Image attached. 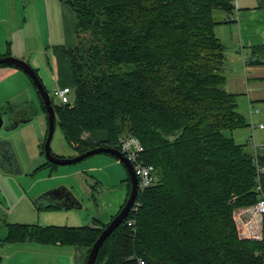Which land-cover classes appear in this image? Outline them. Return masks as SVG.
<instances>
[{"label":"trees","instance_id":"1","mask_svg":"<svg viewBox=\"0 0 264 264\" xmlns=\"http://www.w3.org/2000/svg\"><path fill=\"white\" fill-rule=\"evenodd\" d=\"M64 1L76 12L78 43L61 47L71 59L74 99L52 103L67 143L78 153L119 148L129 133L143 144V161L156 168L155 184L139 191L137 208L104 241L96 264H140V258L144 264H264V236L242 237L236 219L238 209L260 197L254 148L226 133L248 125L236 93L226 88V46L216 34L226 20L214 16L215 9L236 10L235 0ZM96 131L109 138L86 136ZM258 159L264 189V151ZM126 180L129 196V174ZM108 223L9 222L6 240L80 245L89 253Z\"/></svg>","mask_w":264,"mask_h":264},{"label":"rangeland","instance_id":"2","mask_svg":"<svg viewBox=\"0 0 264 264\" xmlns=\"http://www.w3.org/2000/svg\"><path fill=\"white\" fill-rule=\"evenodd\" d=\"M55 1L67 5L64 0ZM238 2L241 1L235 0L237 6H239ZM11 3L10 14L6 17L7 20L0 22L1 54L9 52L8 55L22 58L24 52L29 54L31 49L42 48V68L39 69L38 73L50 90L54 103L60 104L61 100L55 95L48 79H52V83L54 80L55 83V77L58 76L57 70L53 66L54 54L52 48L54 45L57 46V44L63 42L64 34L67 32L68 26L66 25L65 32L63 28L62 10L60 7H55L47 11V7L43 5L42 0H19L18 2L12 0ZM227 14L228 12L221 9H215L214 11V16L221 20ZM51 38H53L52 42ZM59 59L61 65L67 67V74L70 75L68 80H70L72 92L69 97L73 101L74 87L70 60L65 56H59ZM48 62H51V64ZM11 67L16 68L17 72L5 73ZM9 103L14 105L15 109L10 110ZM24 107L29 111L32 119L21 123L16 128L8 129L7 125L13 120L12 117L20 114L21 109H24ZM0 112L5 118L4 125L0 130V142L10 145L15 158V166H13L0 157V202H5L4 204L6 206L8 204L10 210H12V203L18 199L21 193L36 196L39 192L43 193L57 187H66L81 202L82 207L70 210L50 209L49 213L42 214L52 216L44 219V222L74 221L79 222L74 224L76 226L87 225L103 213L108 214L112 208L113 211L118 210L119 205L114 206V202L125 191V180L128 171L124 164L113 155L100 153L77 163L58 165L56 168L43 165L47 161V157L41 153L42 148L39 143L43 141L47 131V116L41 108L40 97L31 80L23 70L11 64L0 66ZM242 129L227 130L226 133L233 135L236 142L245 143L244 139H239L243 136ZM128 135L129 133L123 132L121 137ZM51 148L53 153L60 157L78 155L77 150L67 143L59 123H56ZM18 208L17 206L11 218H14ZM69 211L87 215H83L82 219H73L68 217L67 213ZM98 214H100L99 217ZM1 215L2 212H0ZM45 224L71 226L68 223ZM263 236L262 231V238Z\"/></svg>","mask_w":264,"mask_h":264},{"label":"crops","instance_id":"3","mask_svg":"<svg viewBox=\"0 0 264 264\" xmlns=\"http://www.w3.org/2000/svg\"><path fill=\"white\" fill-rule=\"evenodd\" d=\"M13 1L18 2L19 0ZM240 1L241 2H238L239 6L236 4L237 9L232 13H228L227 16L222 19L226 20V22L217 25L216 33L226 46V64L224 70L226 74V88L236 93L237 110L243 114L248 122V125L242 129V138L239 139H244L247 149L253 151L252 145L248 142L252 134L250 121L251 105L257 108L259 107L260 109L259 112L253 113L252 115L255 124L254 135L257 141L264 140V127H259L260 123L264 124V51H259V53L254 51L255 47L264 46V8L258 7V0ZM11 2L12 0H0V22L7 20L6 17L10 14L9 10L12 5ZM42 3L47 7V11L52 8L54 9L55 7H60L63 13L64 32L66 25L68 26L67 32L64 34L62 40L63 42L57 44V46L54 45L52 48L54 54L53 66L57 70L58 76L55 77V83L54 80L52 83V79H48V81L49 85L53 87V91L55 92V89L58 86L70 85V80H68L70 75L67 74V67L61 65L59 56L67 57L71 64L70 57L61 47L63 45L66 47H75L78 43L76 33V12L68 3L67 5L64 4L65 6L62 5L60 1L55 0H42ZM52 40L53 38H51V42ZM1 53L2 51L0 50V54ZM42 53V48L31 49L29 54L24 52L22 58L29 59L32 65L39 71V69L42 68ZM48 63L51 64V62ZM70 68L73 74L72 64L70 65ZM9 72L16 73L17 69L11 67L5 71V73ZM72 80L74 84L73 77ZM86 136L93 141L106 140L109 138L108 132L106 131H96L94 133L86 134ZM125 187L122 196L114 202V206L119 205L118 210L125 202L128 194L127 180H125ZM39 194L40 192L36 194V196ZM36 196L21 193L18 199L12 203V210H10L8 204L6 206L4 204L5 202H0V212H2V215L0 216V246L2 247L0 264H86L89 253L88 248L85 246L64 245L60 243L45 244L37 241L10 242L6 240L8 233L7 223L9 222L40 225H47L45 223H68L71 224V226H76L74 224L79 223L74 221L44 222V219L52 216L42 215L49 213L50 210L38 209L39 204L35 201ZM17 206L19 207L18 212H16L14 218H11V215L14 214ZM73 208L74 207L60 206L57 210H70ZM118 210L113 211L112 208L108 214L103 213L101 216L98 214L97 216L100 217L87 225L94 228H101L102 224L109 222ZM73 212L74 211H69L67 213L69 215L68 217L82 219L83 215H87Z\"/></svg>","mask_w":264,"mask_h":264},{"label":"water","instance_id":"4","mask_svg":"<svg viewBox=\"0 0 264 264\" xmlns=\"http://www.w3.org/2000/svg\"><path fill=\"white\" fill-rule=\"evenodd\" d=\"M13 64L19 68H21L27 75H29L33 80L34 84L39 91L43 101L46 105L48 115H49V127L47 138L44 144L45 155L47 160L57 164V165H67L77 163L82 161L90 156L100 154V153H110L114 155L117 159H119L124 166L126 167L128 174L130 176L131 181V190L122 209L117 213L112 220L108 223V225L103 229L93 246L91 247L88 259L86 264H96V260L100 251L101 246L107 237L125 220V218L129 215L131 209L135 205L136 199L139 195V183L138 177L136 175L133 164L130 162L128 157L118 148L114 146H99L92 149H89L83 153H80L73 157H60L53 153L51 144L52 139L56 129V112L54 105L52 103V97L50 91L46 88L44 81L42 80L39 73L32 66L30 61L25 58L15 57L12 55L0 57V65L1 64ZM31 117H20L14 121H11L8 125V129H13L18 127L21 123H25L30 121ZM5 122V118L0 112V130L3 127ZM0 157L3 161L10 163H14L15 158L11 152V147L9 144L5 142H0ZM62 192L65 193V198ZM35 201L39 205L45 204H55L62 207H74L81 208V202L66 188V187H57L43 193H40L35 197Z\"/></svg>","mask_w":264,"mask_h":264},{"label":"built area","instance_id":"5","mask_svg":"<svg viewBox=\"0 0 264 264\" xmlns=\"http://www.w3.org/2000/svg\"><path fill=\"white\" fill-rule=\"evenodd\" d=\"M245 60V59H244ZM72 88L70 85L58 86L55 89V95L58 96L63 103H69L70 93ZM251 126L252 134L250 136V142L254 148L255 160L257 165V189L260 193L259 200L252 206L246 208H240L236 211V219L239 224L240 234L245 238L252 239H262L263 231V220H264V189L261 183V173L263 172V167L259 163V153L264 151V140L257 141L254 135L255 124L253 122V113L259 112V108L253 107L251 105ZM260 128L264 127L263 123L259 124ZM119 149L128 157L130 162L133 164L136 175L138 177L139 191L144 190L147 187L154 185L156 182V168L153 164L145 163L141 158L142 152L144 151V146L140 139L132 134L126 137H120ZM137 206V201L135 202ZM133 206L132 209L137 208ZM131 209V210H132ZM2 257V247L0 246V260ZM140 264H144L145 261L140 258Z\"/></svg>","mask_w":264,"mask_h":264},{"label":"flooded vegetation","instance_id":"6","mask_svg":"<svg viewBox=\"0 0 264 264\" xmlns=\"http://www.w3.org/2000/svg\"><path fill=\"white\" fill-rule=\"evenodd\" d=\"M6 56H8V55H6ZM29 60V59H28ZM31 63V62H30ZM7 64V63H6ZM11 65H13V64H11ZM33 66V65H32ZM34 67V66H33ZM35 68V67H34ZM21 69V68H20ZM36 69V68H35ZM22 70V69H21ZM37 70V69H36ZM37 72H38V70H37ZM43 80V79H42ZM34 81V80H33ZM46 86V85H45ZM47 88V87H46ZM48 89V88H47ZM49 90V89H48ZM50 91V90H49ZM53 100V99H52ZM29 112H28V110L27 111H25L24 112V110H22V112H20V114H18V115H16V116H14V117H12V121H14V120H16V119H19L20 117H28V116H26V114H28ZM47 116V115H46ZM47 123H48V126H47V131H46V134H45V137L44 138H47V133H48V127H49V115H48V117H47ZM46 140V139H45ZM99 147V146H98ZM78 153V152H77ZM106 153V152H105ZM78 154H80V153H78ZM108 154V153H107ZM14 162V161H13ZM11 165H13V166H15V164L14 163H11ZM62 194L64 195V199L65 198H67V197H65V193L64 192H62ZM128 199V194H127V197H126V199H125V202H126V200ZM124 204V203H123ZM112 220V219H111ZM110 220V221H111ZM109 221V222H110Z\"/></svg>","mask_w":264,"mask_h":264}]
</instances>
